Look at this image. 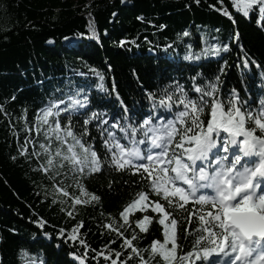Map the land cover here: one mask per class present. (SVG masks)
I'll return each instance as SVG.
<instances>
[{
  "label": "trees",
  "instance_id": "16d2710c",
  "mask_svg": "<svg viewBox=\"0 0 264 264\" xmlns=\"http://www.w3.org/2000/svg\"><path fill=\"white\" fill-rule=\"evenodd\" d=\"M257 16H244L231 0H0V264H112L113 260L139 264V256L122 247L124 239L134 234L139 238L132 244L147 260L149 253L143 250L154 240L163 241L158 214L133 210L130 225L120 216L141 190L134 183L139 174L115 170L89 174L85 169L79 177L81 191L72 172H44L43 154L28 157L34 146L41 151L32 138L44 142L43 133L37 136L34 127L36 116L49 101L67 102L69 95L82 90L79 98L87 95L91 110L106 111L105 119L119 118L123 112L116 100L118 92L136 119L138 112H151L149 92L157 93L158 103L161 89L177 83L191 89L193 76L195 83H206L198 73L208 79L220 75L219 99L226 100L236 89L255 112L264 99V29ZM217 45L219 52L210 48L198 60L185 58ZM223 45H228L227 52ZM245 60L250 62L246 67ZM220 67L223 73L218 72ZM155 111L167 116L164 109ZM61 119L66 122L63 112ZM73 123L79 131L83 117L74 114ZM88 127L85 139L103 159L100 131L95 122ZM56 146L53 140L52 151ZM92 195L99 201H93ZM74 197L89 202L77 205ZM145 214H151L153 222L148 232H141L135 220ZM35 221L46 223L41 227ZM108 224L123 225L124 235L105 227ZM196 226L194 222L191 228ZM184 227L179 229L178 254L191 250L192 236L185 240ZM74 228L73 241L69 236Z\"/></svg>",
  "mask_w": 264,
  "mask_h": 264
},
{
  "label": "snow or ice",
  "instance_id": "6c2138e0",
  "mask_svg": "<svg viewBox=\"0 0 264 264\" xmlns=\"http://www.w3.org/2000/svg\"><path fill=\"white\" fill-rule=\"evenodd\" d=\"M231 2L246 17L258 13V25L264 29V0ZM222 11L232 18L226 9ZM183 35L189 33L185 31ZM235 35L238 40L239 33ZM210 48L221 51L218 45L209 46L200 54L191 53L185 58L198 60ZM228 50V45H223V51ZM249 63L245 60L244 66ZM224 70L220 67L218 72ZM92 71L104 80L101 73ZM197 76L207 82L197 84V77L193 76L191 89L186 90L178 83L161 89L158 103L157 93L149 92L151 112L147 115L138 112L136 119L129 114L118 92L116 100L123 109L119 118L105 119L106 111L91 110L87 95L79 98L82 90L69 95L67 102L49 101L39 110L34 123L37 136L42 132L44 142L31 139L33 145L39 143L41 151H36L34 146L28 157L43 154L45 163L41 168L46 173L61 175L62 170H66L64 174L67 175L72 172V179L81 191L84 189L79 177L85 169L89 174L105 170L139 174L134 183H139L141 190L120 216L130 225V212L151 209L152 213L158 214L155 219L162 226L163 234V241L154 240L150 250H143L149 253L147 260L141 255L142 250L132 244V240L139 238L136 234L132 239H124L122 247H130L131 253L139 256V264H264V99L253 112L236 89H232L226 100L219 99L220 75L212 79L203 77L202 73ZM99 87L103 88V85ZM112 91H116L115 85ZM190 92L197 95H190ZM156 109H164L167 116L158 115ZM61 112L65 113L66 122H62ZM74 114L83 117L79 131L73 123ZM94 122L104 147L103 159L94 145L85 139L90 134L88 125ZM53 140L57 143L55 151H52ZM28 142L26 137L25 143ZM23 151L27 152V149ZM60 191L65 197L69 196L65 188ZM91 199L99 201L100 198L92 195ZM88 202L73 198L77 205ZM188 205L191 207H186ZM35 222L41 227L46 223ZM152 222L151 214L135 220L141 232H148ZM194 222L197 226L191 228ZM184 224L187 225L184 227L185 240L192 236L191 250L178 254L179 229ZM80 226L82 222L77 228ZM105 227L112 228L118 236L124 235L120 231L123 225L113 227L108 224ZM77 228L72 230L70 240L77 239ZM60 234H64V229ZM79 242L87 247L83 240Z\"/></svg>",
  "mask_w": 264,
  "mask_h": 264
},
{
  "label": "rangeland",
  "instance_id": "374dc122",
  "mask_svg": "<svg viewBox=\"0 0 264 264\" xmlns=\"http://www.w3.org/2000/svg\"><path fill=\"white\" fill-rule=\"evenodd\" d=\"M169 247H170V245H169Z\"/></svg>",
  "mask_w": 264,
  "mask_h": 264
}]
</instances>
